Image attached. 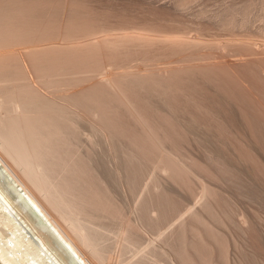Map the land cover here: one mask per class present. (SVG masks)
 Returning <instances> with one entry per match:
<instances>
[{
	"label": "bare ground",
	"instance_id": "bare-ground-1",
	"mask_svg": "<svg viewBox=\"0 0 264 264\" xmlns=\"http://www.w3.org/2000/svg\"><path fill=\"white\" fill-rule=\"evenodd\" d=\"M169 9L0 2V264H264V37Z\"/></svg>",
	"mask_w": 264,
	"mask_h": 264
},
{
	"label": "rangeland",
	"instance_id": "rangeland-1",
	"mask_svg": "<svg viewBox=\"0 0 264 264\" xmlns=\"http://www.w3.org/2000/svg\"><path fill=\"white\" fill-rule=\"evenodd\" d=\"M22 1L23 0H0L3 4L11 2L17 4ZM166 1L168 2L170 9L168 11L158 10L154 13V15L157 16V20L155 21L157 23V27L164 29L176 27L180 30L182 28V30L184 29V32H186L189 37L198 35L200 27L203 25L207 26V29L203 31L205 37L214 35L224 38L232 32H252L258 39L264 37V0H186V3L180 6L177 5L178 0H158L160 3ZM228 6L245 8L244 11L240 10L235 14V18L244 20L242 25L236 24L233 26L222 27L216 23L217 15ZM18 31L21 32V30L15 28H5L0 26V41H4L8 37L12 38L16 36V32ZM217 52L222 53L218 50ZM224 57L228 60H236L240 58V55L228 52L224 55ZM158 61L160 62L158 63ZM162 61L163 60L161 59L156 60V63L160 65ZM5 84H2V86L0 85V95L3 97H6V90H8L6 92H9V89L6 87L7 85L4 86ZM2 90L4 91L3 94ZM119 197L123 201H126L123 194H119ZM150 236L151 233L143 234V238H148ZM112 246L114 247L112 250V254L114 255L113 262L115 264H123L130 256L131 252L129 250L119 252L118 248L114 244H112Z\"/></svg>",
	"mask_w": 264,
	"mask_h": 264
}]
</instances>
